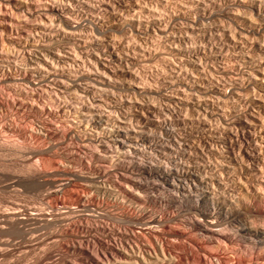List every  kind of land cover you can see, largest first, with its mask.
<instances>
[{
  "label": "bare ground",
  "instance_id": "bare-ground-1",
  "mask_svg": "<svg viewBox=\"0 0 264 264\" xmlns=\"http://www.w3.org/2000/svg\"><path fill=\"white\" fill-rule=\"evenodd\" d=\"M263 35L264 0H0V264H264Z\"/></svg>",
  "mask_w": 264,
  "mask_h": 264
},
{
  "label": "rangeland",
  "instance_id": "rangeland-1",
  "mask_svg": "<svg viewBox=\"0 0 264 264\" xmlns=\"http://www.w3.org/2000/svg\"><path fill=\"white\" fill-rule=\"evenodd\" d=\"M112 1H115V0H112ZM122 3H123V10H126L127 8H129V6H127V3L125 2V1H122ZM126 3V4H125ZM124 13V12H123ZM122 13V11H121V14H123ZM125 13H126V11H125ZM124 13V14H125ZM123 14V15H124ZM208 18V17H207ZM205 21H207L208 20V22H210L211 20H209V18L208 19H204ZM203 20V21H204ZM204 21V22H205ZM208 22H206V23H208ZM127 27V28H126ZM126 27H124V29H123V27H119V28H121V29H119V28H115V30L113 29V30H111L110 31V35L111 36H115V37H119L118 39H121L122 37L121 36H123V33H124V30L126 31L127 29H130V27H128V26H126ZM127 31H129V30H127ZM263 31V30H262ZM121 33V34H120ZM263 33V32H262ZM115 34V35H114ZM118 35V36H117ZM121 37V38H120ZM264 38V35L262 36V39ZM140 40V39H139ZM144 40V41H143ZM143 40L141 39L140 41H143V44H144V42H145V38H143ZM142 43V42H141ZM5 44V45H4ZM2 46L3 47H5V49H10V47H9V45H7V43H3L2 44ZM150 59V58H149ZM146 60H148V58L147 59H145V61L143 62V64L145 63V65H147L148 64V66L150 67H154L153 69H155V66L156 67H158V66H160V65H158V63L160 64V62L159 61H157L158 63L156 64V62H155V59H150V60H148V61H146ZM151 61V62H150ZM156 64V65H155ZM153 65V66H152ZM160 68V67H159ZM153 73L154 74H152V72H151V76H153V75H155V73H156V70H154L153 71ZM0 87H3V86H0ZM4 89H5V92H4ZM4 89H2V88H0V98L1 99H4V98H6V99H8L7 97L9 96L8 95V92H6V88H4ZM122 89H119V90H117V92H116V98H118L119 99V97L118 96H120V97H123V98H125V96L126 97H129V96H131V94L128 92H125V91H121ZM2 91H3V93H2ZM165 92V91H164ZM163 92V93H164ZM4 95V96H7V97H4V96H2V95ZM7 94V95H6ZM134 98H135V96L134 95H132ZM156 98L155 99H153V101H152V98H146V97H142L141 99L138 97V98H136V99H139V100H141V102H147L148 101V99H150L151 101V103H149V101L147 102V104L148 105H150V106H148L147 105V107H144L145 109H143V110H145L146 112H147V114H146V112L145 111H143V110H139L140 112H138V111H136L135 109H134V114H139V117H138V119H135L136 120V122H135V120H134V123H136L137 124V129L138 128H141V127H139L140 125H141V123H142V127L143 126H146V128L149 130H154L156 127H154V126H152V125H144V123H143V119L145 118V116H151V115H149L150 114V112H148L147 110L149 109L150 111H154L155 109H159V105L160 106H162V104H163V108H166V106L164 105V104H166V102L164 103L163 101L164 100H162L160 97L161 96H155ZM145 98V99H144ZM143 99V100H142ZM147 99V100H146ZM160 99V100H159ZM144 100H146V101H144ZM159 102H158V101ZM155 101H156V103H158L157 105L156 104H154L155 103ZM160 102L162 103V104H160ZM152 104V105H151ZM155 106H154V105ZM157 106V107H156ZM153 108V109H152ZM170 108V107H169ZM177 108H178V110H177ZM177 108H175L174 106H173V109H175V110H173V112L175 113V114H177V115H179L178 117H182V115H185V114H187V111H185L184 109H181L180 107H177ZM181 109V110H180ZM177 110V111H176ZM142 111H143V113L144 114H142ZM178 112V113H177ZM18 113V112H17ZM16 112H9V111H5V112H2V113H0V120H1V122H3V123H1L0 122V124L2 125V124H5V126H3V127H9L11 124L13 125V123L15 124L16 123V125H15V127H18V124H20L19 126L21 127V125L22 126H25L24 125V123L26 122V120H25V113L24 112H22L21 111V113L19 112L18 114H17ZM142 114V117L140 116ZM146 114V115H145ZM24 115V116H23ZM176 115V116H177ZM4 116V117H3ZM15 116V117H14ZM19 116V117H18ZM1 117L2 118H5V119H1ZM7 117V118H6ZM9 117V118H8ZM13 117L15 118V119H13ZM10 118H11V120H10ZM19 118V119H18ZM245 117L244 116H241V120L242 119H244ZM139 119H141V122H139L140 120ZM5 120V121H4ZM13 120V121H12ZM18 122H17V121ZM7 122V123H6ZM13 122V123H12ZM22 122V123H21ZM139 122V123H138ZM27 123V122H26ZM25 123V124H26ZM1 125H0V128H2L1 127ZM7 125V126H6ZM218 125V123H213L212 124V126L213 127H216ZM148 126V127H147ZM151 127V128H150ZM152 127H154V128H152ZM238 127V128H237ZM237 129L236 128H234V130L235 131H239L240 130V126L239 125H237ZM146 129V130H147ZM156 130H158V128H156ZM156 130H154V131H156ZM224 131H226V130H223L222 132L224 133ZM234 131V132H235ZM9 132H7V134H6V132L4 133L3 132V136H4V139H7L9 142H13V143H17V144H23L24 142H22L23 140H20V139H22L21 138V136L19 137V133L18 132H10L9 134H8ZM15 133V134H14ZM11 134V135H10ZM8 137V138H7ZM14 138V139H13ZM17 138V139H16ZM29 141H32L31 143H29ZM33 141L34 140H28L26 143H28V144H32V146H33V144H34V146L35 145H37V144H35V143H37L36 141H34L35 143H33ZM19 142V143H18ZM38 144H40V143H38ZM63 147V146H62ZM62 147H58V150L56 149V147L55 148H53V150L54 151H60V149L62 148ZM62 150V149H61ZM28 158V157H27ZM11 159V158H10ZM18 159L19 158H16V159H14L13 158V160H17L18 161ZM34 160L36 159V158H33ZM32 159V160H33ZM31 160V163H33V161ZM10 162V161H9ZM38 164L39 162H38V160L36 159L35 160V163L34 164ZM246 176V177H245ZM250 176H252V174L250 175V174H248V175H246V174H244L243 175V180L246 182V181H248V182H246L247 183V185H244L243 186V192H242V194H246L248 197H249V201L247 202V207L245 208V209H247L246 211L248 212V213H252V214H257V215H259V216H261L263 219H264V197L257 191V190H255L256 189V179L255 178H253V177H251L250 178ZM245 178V179H244ZM2 181H4V180H2ZM5 183H6V181H5ZM0 186H1V184H0ZM3 189H5V188H3ZM7 190V191H6ZM6 190H2V188L0 187V200H2L3 198L5 199V198H7L8 197V199L12 196V192L9 190V189H6ZM246 191V192H245ZM258 192V193H257ZM9 193H10V195H9ZM3 198H2V197ZM246 203V202H245ZM244 209V210H245ZM108 222H110L111 220H107Z\"/></svg>",
  "mask_w": 264,
  "mask_h": 264
}]
</instances>
